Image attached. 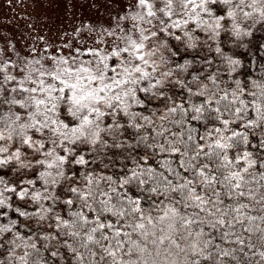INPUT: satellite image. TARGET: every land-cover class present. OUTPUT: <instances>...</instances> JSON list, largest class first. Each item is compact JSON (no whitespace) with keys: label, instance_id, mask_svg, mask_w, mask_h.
<instances>
[{"label":"snow or ice","instance_id":"6c2138e0","mask_svg":"<svg viewBox=\"0 0 264 264\" xmlns=\"http://www.w3.org/2000/svg\"><path fill=\"white\" fill-rule=\"evenodd\" d=\"M102 7L59 45L0 49V206L52 219L38 234L76 264H264V64L250 79L224 47L247 46L264 0ZM17 223L0 235L29 264Z\"/></svg>","mask_w":264,"mask_h":264},{"label":"rangeland","instance_id":"374dc122","mask_svg":"<svg viewBox=\"0 0 264 264\" xmlns=\"http://www.w3.org/2000/svg\"><path fill=\"white\" fill-rule=\"evenodd\" d=\"M75 8L63 0H0V49L11 55L7 43L17 51L27 52L28 45L42 47L44 41L59 45L72 39L71 33L84 21L101 23L107 13L102 5L112 0H73ZM91 5V7H90Z\"/></svg>","mask_w":264,"mask_h":264},{"label":"trees","instance_id":"16d2710c","mask_svg":"<svg viewBox=\"0 0 264 264\" xmlns=\"http://www.w3.org/2000/svg\"><path fill=\"white\" fill-rule=\"evenodd\" d=\"M245 26L252 28V33L250 36L243 38L241 43L246 44V47H240L237 45H225V51H231L232 54L238 56L243 61V66L246 67L247 73L250 76V79H258L260 76V66L264 64V21H256L254 26L251 21H244ZM107 161L105 160V163ZM95 166V165H93ZM74 169H78L81 166L75 165ZM91 170V169H88ZM112 171V169H109ZM39 186V182L38 185ZM11 197V200L14 201L13 208L9 209L7 207L0 206V210H3L8 213L7 216H0V224H7L9 220L18 221L14 225V228L19 231L23 237L32 238V242L37 243V249H28L30 252L29 264H41V261L44 264H76V261L72 258L73 253L69 251L67 246L63 244L58 245L55 239H44L38 232L37 228L42 231H52L57 233L59 230L55 229L52 219L45 218L39 225L36 223L38 216L32 215L30 217L20 216L16 211V206L23 205L17 200L15 196H12L11 193H6ZM46 204H50L49 201H45ZM35 206H28L27 210L29 212H34ZM58 210H62V214L65 218H68V213L66 209H63L62 205L58 207ZM14 232L9 230L4 235H0V264H10V258L7 255V249L12 248L13 245L9 244L8 241L13 239ZM61 241L66 239H71L66 235H59L58 237ZM76 241L79 238H74ZM16 241L20 244V248H17V254H20L21 248L24 244L20 241L19 237H16ZM75 246V245H74ZM58 252L59 255L53 257L52 252ZM259 257H257L258 259Z\"/></svg>","mask_w":264,"mask_h":264}]
</instances>
